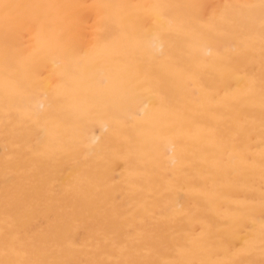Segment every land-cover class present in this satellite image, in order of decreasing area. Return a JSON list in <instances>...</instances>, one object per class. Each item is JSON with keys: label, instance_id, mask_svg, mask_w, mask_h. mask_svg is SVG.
Masks as SVG:
<instances>
[{"label": "bare ground", "instance_id": "1", "mask_svg": "<svg viewBox=\"0 0 264 264\" xmlns=\"http://www.w3.org/2000/svg\"><path fill=\"white\" fill-rule=\"evenodd\" d=\"M9 2L224 6L258 0ZM79 15L87 46L63 54L51 37H41L53 47L34 69L39 84L10 106L11 119L4 105L0 27V258L7 206L29 248L38 246L32 259L165 264L204 237L211 251L191 258L259 264V225L242 221V231L230 227L240 210L252 206L251 182L235 161L214 166L227 142L259 148V108L249 136L252 109L240 100L250 66L231 55V41L221 33L181 32L155 16L136 34L144 54L130 56L119 42L95 43V10L80 9ZM255 67L258 74L259 64ZM118 76L143 83L126 95L109 92ZM100 92H109L105 103L93 105ZM256 196L258 219V191ZM249 233L256 251L237 257Z\"/></svg>", "mask_w": 264, "mask_h": 264}, {"label": "snow or ice", "instance_id": "2", "mask_svg": "<svg viewBox=\"0 0 264 264\" xmlns=\"http://www.w3.org/2000/svg\"><path fill=\"white\" fill-rule=\"evenodd\" d=\"M221 7L223 10H221ZM91 8L95 10L94 26L97 36L96 44L112 46L119 42L122 50L130 56L143 55L136 44L137 31L146 27L153 17L170 20L178 31L195 34L202 28L216 31L226 36L230 41L229 51L232 56L243 58L250 66L243 80V91L240 100L247 105L250 112L247 120V132L252 136L256 130L255 109L259 108V148L252 146L241 148L234 142H227L220 160L214 166H231L237 162L252 185L251 205L242 209L233 218L230 225L233 229L243 230L242 221L247 225H259V252L264 264V0L257 3H241L236 5H173V4H74V3H13L0 0V27L4 34V105L6 116L11 119L9 111L17 96L27 88L39 84L33 77L34 69L47 59L53 44L42 41L41 37H51L58 52L68 54L75 49L87 46L89 37L84 27L79 10ZM209 9L213 11L209 12ZM181 10H200L181 11ZM227 10H232L229 13ZM29 33L31 34L29 37ZM12 37L15 43H10ZM161 52L163 46L161 44ZM228 57H226L227 59ZM259 73H256V64ZM140 80H126L116 77L115 88L109 92L118 91L122 95L133 92L141 87ZM109 92H100L93 98V105L103 104ZM210 102V101H209ZM259 181L258 190L255 187ZM260 215L257 219L255 211L256 193ZM6 227L4 233L3 258L0 264H65V262L47 259L30 258L32 251H38V246L31 248L17 231L14 222L5 208ZM257 248V240L252 233L244 238L235 255L251 256ZM211 248L206 238L192 241V246L182 248L177 257L165 264H245L240 259L191 258L196 252H210ZM98 264H149L140 260H117L114 262H98ZM247 264H255L249 261Z\"/></svg>", "mask_w": 264, "mask_h": 264}]
</instances>
